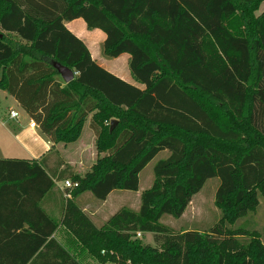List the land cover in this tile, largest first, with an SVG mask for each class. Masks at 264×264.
<instances>
[{"label": "trees", "instance_id": "1", "mask_svg": "<svg viewBox=\"0 0 264 264\" xmlns=\"http://www.w3.org/2000/svg\"><path fill=\"white\" fill-rule=\"evenodd\" d=\"M262 2L0 0V89L51 143L75 142L89 117L96 150L106 153L83 177L56 150L37 160L0 159V264H80L52 237L60 220L42 199L65 180L77 184L66 189L72 197L89 191L103 201L114 190L137 191L139 173L163 150L168 156L154 164L138 209L120 207L90 238L104 251L100 259L264 264L260 230L226 226L264 197ZM77 18L104 33V55H129L143 88L97 64L63 23ZM54 61L74 78L63 82ZM214 177L220 217L212 227L175 231L161 222L180 218Z\"/></svg>", "mask_w": 264, "mask_h": 264}, {"label": "crops", "instance_id": "2", "mask_svg": "<svg viewBox=\"0 0 264 264\" xmlns=\"http://www.w3.org/2000/svg\"><path fill=\"white\" fill-rule=\"evenodd\" d=\"M262 4H264V2H262L261 5ZM263 10L264 7L261 11L257 10L258 12H256V14H260ZM63 23L68 30H70L74 35H76L85 43L90 54L91 50L88 44L86 43L93 40L92 37L95 36L98 39H101L103 44L105 35L101 33L102 31L96 29V31H93L91 34H89L85 22L81 18H77L71 21H64ZM92 34H94V36L90 37ZM120 55H125L124 57L126 58V62L128 64L129 55L127 53H122ZM91 57L97 62V64L104 67L108 71L111 70V73L115 74L121 79L131 84H134L140 88H143V85L134 80L130 73L129 67L128 69H124V66L123 68H121L119 65H116L114 67L112 66V69H110L107 68L108 65L100 59V55H98L97 57V55L93 56V54H91ZM97 58H99V60ZM8 97L12 98L6 91L0 89V99H7ZM14 101L19 106L17 101ZM12 109L15 110L14 108ZM20 109V112L16 110L19 114L17 119H10L8 116V112L0 111V142L2 141L1 136L3 138L6 136L10 142H12V139H19L22 145L21 149L25 151V153L28 155L24 157H11L9 155L0 154V159L26 158L37 160L44 157L49 152L56 150L59 152L63 160L73 168L74 173L78 174L80 177H83L90 170V167L94 163V161L98 157H102L106 154L105 152L98 153V151L96 150L95 136L92 130L88 127L89 117H87L84 123L80 137L75 142L68 144H64L62 142L51 143L39 131L38 127L34 129L29 128V117L25 120L22 114V111L24 112V110L21 107ZM8 124H10L9 127L12 130L6 127V125ZM15 130H17L16 133L14 132ZM10 131L14 132V138ZM4 133L5 136L3 135ZM85 134H87V136ZM85 137H87V142H83V139ZM86 144H89L91 146L90 150H92L93 152V158L89 159L88 163H84L83 165H81L79 161L67 158L59 149V145H62V147L71 145L74 146L75 149L78 151V154L81 155L86 149ZM79 166L83 167V173H80L78 171ZM64 190L65 189L63 188V181L56 182L55 186L51 189L49 193H47V195L41 201V207L49 215H52L60 220L59 226L53 233L52 237L68 253L74 256L80 264H110L111 262L108 261L109 259L101 260L99 259V257L98 259H94L89 255V247L86 246V239L95 236L97 230L105 223L108 217L112 215V213H110L109 211V207H112V205H110L108 201L110 195L115 190L110 192L105 200H99L98 202L96 200H93V198L89 195L81 196L85 192L80 193L75 197L71 196L70 201L68 202L66 198H64ZM76 197L77 201H73L72 199ZM29 207L31 208V205ZM88 232H91L89 236L87 235Z\"/></svg>", "mask_w": 264, "mask_h": 264}, {"label": "rangeland", "instance_id": "3", "mask_svg": "<svg viewBox=\"0 0 264 264\" xmlns=\"http://www.w3.org/2000/svg\"><path fill=\"white\" fill-rule=\"evenodd\" d=\"M264 7V4H262L258 11H261ZM257 11V12H258ZM89 34H91L93 31H96V29H88L87 30ZM98 31V30H97ZM100 32V31H99ZM103 33V32H101ZM88 34V35H89ZM104 34V33H103ZM94 36L92 34L90 37ZM89 38V37H88ZM93 40L86 43L88 44L91 54L93 56L98 57L100 55V59L104 61L105 64H107V68L112 69L111 67L119 65L121 68L128 69V64L126 62L125 55H120L118 57H107L103 53V44L102 40L98 39L97 37H92ZM127 56V55H126ZM99 60V58H97ZM125 61V62H124ZM123 69V70H124ZM111 71V70H110ZM13 98V97H12ZM10 97L7 99H0V111H6L8 112L10 109L14 108L15 110L20 112V106L16 104V102ZM22 114L25 118V120L28 118V115L22 111ZM30 120V118H29ZM10 124L6 125L10 129ZM12 130V129H10ZM15 133L17 130L14 131ZM14 132L10 131L12 133V136L14 138ZM5 136V133L3 134ZM87 136V134H85ZM2 141L0 142V154L1 155H9L11 157H24L28 154L25 153L21 149L22 145L20 140L18 139H12V142L7 139L5 136L4 138L1 136ZM87 142V137L83 139V142ZM59 149L61 152L71 160L79 161L81 165L84 163L87 164L88 160L93 158V152L91 149V146L89 144H86V149L83 151L81 155L78 154V151L75 149L74 146L67 145L66 147H62V145H59ZM55 151V150H54ZM168 156V151L163 150L156 154V156L141 170L139 173V184H138V190L137 191H128V190H115L109 197V204L112 205V207H109L110 213H115L120 207H129L132 209H138L140 204V193L150 187L154 174H153V166L154 164L159 160L166 158ZM99 158V157H98ZM78 171L80 173H83V167L79 166ZM219 185V178L214 177L206 180L202 188L198 193H196L190 204L185 209L183 215L178 218H172L170 216H163L161 219V222L168 225L169 227L176 230L181 229H199L204 230L212 227L220 217V211L217 209V207L214 205V196L216 188ZM65 191V190H64ZM64 195V192H63ZM89 195L93 198V200L99 201L91 192H85L81 196ZM64 198L69 202L70 198L66 197L64 195ZM73 201H77V197L72 199ZM259 204L256 208V211L250 212L247 215L238 218L235 223L230 226L226 225L228 228H236L239 226H244L246 229L252 230V229H258L261 233V239L264 241V197L259 196L258 197ZM91 234V232H88V236ZM138 237V236H136ZM90 238L86 239V246L89 247V255L93 257L94 259H98L99 254L96 247L92 246L90 244ZM145 243L154 244L152 241V235L150 233H141V235L138 237ZM240 239H247V236ZM117 257V258H116ZM114 259L115 260H108L111 262L110 264H118V254ZM100 259V257H99ZM109 259V258H108Z\"/></svg>", "mask_w": 264, "mask_h": 264}, {"label": "built area", "instance_id": "4", "mask_svg": "<svg viewBox=\"0 0 264 264\" xmlns=\"http://www.w3.org/2000/svg\"><path fill=\"white\" fill-rule=\"evenodd\" d=\"M8 116L10 119H17L19 114L16 110L11 109L8 111ZM28 126H29V128H32V129L37 127L36 123L32 119L28 120ZM76 185H77L76 183H73L71 181H67V180L63 181V188L65 189L64 195L68 198H71L70 191H66V189L70 190ZM140 235H141V232L136 233V236L139 237ZM101 253L104 254V251L102 250Z\"/></svg>", "mask_w": 264, "mask_h": 264}, {"label": "water", "instance_id": "5", "mask_svg": "<svg viewBox=\"0 0 264 264\" xmlns=\"http://www.w3.org/2000/svg\"><path fill=\"white\" fill-rule=\"evenodd\" d=\"M53 67L56 69V71L58 72V74L60 75L61 79L63 80V82L67 83L69 81H71L74 78V71L66 66L61 65L58 62H53L52 63ZM116 124V120H111L110 122V129H112L114 127V125Z\"/></svg>", "mask_w": 264, "mask_h": 264}]
</instances>
